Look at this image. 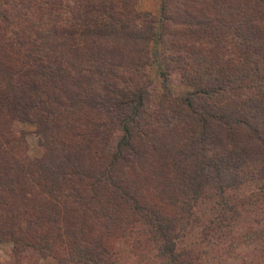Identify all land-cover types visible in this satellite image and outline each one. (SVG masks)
Here are the masks:
<instances>
[{"label": "trees", "instance_id": "trees-1", "mask_svg": "<svg viewBox=\"0 0 264 264\" xmlns=\"http://www.w3.org/2000/svg\"><path fill=\"white\" fill-rule=\"evenodd\" d=\"M135 2L0 0L4 264H127L118 244L139 233L160 264H191L185 238L208 244L242 215L230 190L264 204V0H160L159 18Z\"/></svg>", "mask_w": 264, "mask_h": 264}, {"label": "rangeland", "instance_id": "rangeland-1", "mask_svg": "<svg viewBox=\"0 0 264 264\" xmlns=\"http://www.w3.org/2000/svg\"><path fill=\"white\" fill-rule=\"evenodd\" d=\"M159 2L160 0H136L134 8L137 11H149L156 18H159ZM157 29L158 25H156ZM162 69L159 46L157 41H153L149 64L146 68L148 79L146 88L151 95L152 101H156L159 96L158 88L161 82L160 72ZM179 74L180 71L178 70L171 72L168 84L172 94L183 95L190 87L180 81ZM18 128L26 132L27 155L29 157L38 156L41 149L34 134L33 124L19 123ZM242 192H233L232 190L228 192L230 197L233 196L239 200L243 198L244 201L247 199V203L244 205V211L239 220L236 219L234 223H227L225 231H218L217 233L207 230L206 240H209L208 244L199 242L197 238L195 240L193 238L187 240L184 237L185 244L181 246L188 252L187 259L191 261V264H253V262L249 263V261L264 254V204L259 203L256 199V203L255 201L254 203H249L250 193L247 189L244 190L243 194ZM250 199H253V197ZM211 201L206 197L197 207L205 212L203 217L207 219L212 216ZM246 210L248 211L247 213ZM179 220V222L182 221V219ZM200 227L196 228L199 229ZM133 238L136 240H133L130 244L128 243V245L123 242L118 244L119 253L122 255L123 261L127 264H160L159 259L153 256L154 251L151 245L145 242L146 238L144 235L140 233L134 234ZM189 241L191 242L189 243ZM10 254L11 243L8 241L0 242V264L9 261ZM23 261L26 264H57L51 258L40 257L31 252L23 257ZM256 264H264V261Z\"/></svg>", "mask_w": 264, "mask_h": 264}]
</instances>
